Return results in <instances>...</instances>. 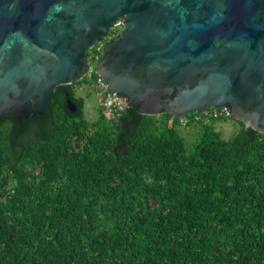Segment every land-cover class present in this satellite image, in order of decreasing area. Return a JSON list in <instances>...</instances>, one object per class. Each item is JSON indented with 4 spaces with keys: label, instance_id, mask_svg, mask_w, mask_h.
I'll list each match as a JSON object with an SVG mask.
<instances>
[{
    "label": "trees",
    "instance_id": "1",
    "mask_svg": "<svg viewBox=\"0 0 264 264\" xmlns=\"http://www.w3.org/2000/svg\"><path fill=\"white\" fill-rule=\"evenodd\" d=\"M94 74L74 85L95 96ZM74 85L0 122V264H264V135L223 140L209 112L91 122Z\"/></svg>",
    "mask_w": 264,
    "mask_h": 264
},
{
    "label": "water",
    "instance_id": "2",
    "mask_svg": "<svg viewBox=\"0 0 264 264\" xmlns=\"http://www.w3.org/2000/svg\"><path fill=\"white\" fill-rule=\"evenodd\" d=\"M96 45V74L136 113L225 108L264 135V0H0V119L42 115Z\"/></svg>",
    "mask_w": 264,
    "mask_h": 264
},
{
    "label": "rangeland",
    "instance_id": "3",
    "mask_svg": "<svg viewBox=\"0 0 264 264\" xmlns=\"http://www.w3.org/2000/svg\"><path fill=\"white\" fill-rule=\"evenodd\" d=\"M113 31L119 32L120 27L115 28ZM90 54H91V50H88L86 52L87 64H89L90 66H93L94 61L89 59ZM91 84L93 87V82ZM72 89L77 97L83 99V108H82L83 114L88 121L92 122V120H94V118L96 117L95 108H96L97 101H96L95 96L88 89H84V86L74 85L72 86ZM189 116H190V113L187 114V117ZM212 128L214 131L220 133V136L223 140H228L232 137L233 134L238 132V130L240 129V126L236 121L229 118L223 121L221 120V121L215 122L212 125ZM177 132L180 134L181 132L185 134L187 130H183L182 128L179 127V130ZM190 141L191 139L188 137H186V141L184 140L185 147L187 148V152L191 151L192 146L195 143V140L192 143H190Z\"/></svg>",
    "mask_w": 264,
    "mask_h": 264
},
{
    "label": "built area",
    "instance_id": "4",
    "mask_svg": "<svg viewBox=\"0 0 264 264\" xmlns=\"http://www.w3.org/2000/svg\"><path fill=\"white\" fill-rule=\"evenodd\" d=\"M94 49L96 51V55H94L93 61L99 58L101 46L96 45ZM93 74H94V69L92 70L91 66H89V70L86 76L90 77ZM94 75H95V79L93 80V88L95 90V98L97 101V105L101 106L104 109L106 117L109 118L112 115V113L114 112L118 113L119 111L123 110L125 104L122 101L116 99L114 95L107 90L105 84L96 74V72ZM208 112L212 119H217V118L227 119L229 117L225 108L210 110L207 111L206 114H208ZM194 120L197 121L198 118L195 117Z\"/></svg>",
    "mask_w": 264,
    "mask_h": 264
},
{
    "label": "flooded vegetation",
    "instance_id": "5",
    "mask_svg": "<svg viewBox=\"0 0 264 264\" xmlns=\"http://www.w3.org/2000/svg\"><path fill=\"white\" fill-rule=\"evenodd\" d=\"M4 117H5V116H4ZM6 117H9V116H6ZM10 117H11V116H10ZM2 119H3V117L0 119V122H1V121H5V119H3V120H2ZM13 119H14V118H13ZM22 121H25V120H22ZM19 125H20V123H19Z\"/></svg>",
    "mask_w": 264,
    "mask_h": 264
},
{
    "label": "clouds",
    "instance_id": "6",
    "mask_svg": "<svg viewBox=\"0 0 264 264\" xmlns=\"http://www.w3.org/2000/svg\"><path fill=\"white\" fill-rule=\"evenodd\" d=\"M101 46V45H100ZM101 50V49H100Z\"/></svg>",
    "mask_w": 264,
    "mask_h": 264
}]
</instances>
